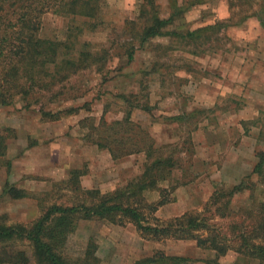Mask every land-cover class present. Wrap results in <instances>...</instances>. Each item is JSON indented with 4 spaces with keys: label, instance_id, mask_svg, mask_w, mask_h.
Listing matches in <instances>:
<instances>
[{
    "label": "rangeland",
    "instance_id": "374dc122",
    "mask_svg": "<svg viewBox=\"0 0 264 264\" xmlns=\"http://www.w3.org/2000/svg\"><path fill=\"white\" fill-rule=\"evenodd\" d=\"M183 1L177 0V4ZM141 2L101 0L97 17L91 21L63 17L52 12L42 16L39 37L67 43L72 46L73 53L81 50L87 54L83 59H86L88 66L71 75L62 88L59 85L49 93L37 92L27 101L16 98L12 105L0 107V130L9 128L14 132L7 140V149L13 146L12 153L19 152V147L15 145V127L20 125L25 126L29 133L25 141L27 148L35 145L48 147L50 143H56V139L77 137L79 129H82L84 139L89 132L92 133L90 138L85 139L88 146H94L93 142L106 141L108 135H111L110 140L114 138L125 143L144 139L153 143L154 148L162 147V155L170 157L175 164L167 179L159 184L167 191L162 194L163 197L170 202L176 199L175 191L187 185L200 186L203 192L214 189L213 193L231 189L229 181L234 179L231 164L240 163V167L249 173L244 180L248 189L233 196L227 206L223 205L225 199H221L216 206H207L208 200L199 211L191 210L188 213L209 218L208 224L229 240H234L241 232L263 237V232L253 233L252 230L258 217L264 216V184L259 177L250 173L258 154L264 151L263 106L258 108L255 105L260 98L250 92L247 85L241 90L240 83H237L239 88H234L229 82L233 83V78L239 72L246 76L264 73V61L258 58L264 57V53L258 52L256 45L258 39L264 40V31L255 38L238 39L229 34V28L222 29L220 35L215 36L214 44L200 48L192 44L188 46L177 38L166 37L152 39L139 48L135 36L142 25L138 19ZM168 2L155 0L159 17L167 18L170 15ZM229 2L231 9H228ZM223 5L229 17L216 19V22L231 25L245 15L258 12L264 3L263 0H207L202 5L203 9L196 6L186 17L184 15L176 20L170 29L193 30L200 15L198 9L201 15L215 12L221 18L223 11L219 10L223 9ZM130 52L132 61L127 58ZM241 58H256L258 62L251 60L246 63L245 59V63L240 65ZM97 59L96 65H90ZM97 68H100V73L96 71ZM229 76L230 81L227 80ZM132 106H145L148 110L131 109ZM253 107H257V110H250ZM69 109L76 111L69 115L60 113L56 121L43 118L40 113L54 114ZM127 113L130 114L128 122L124 119ZM63 119H73L77 125L64 127L66 133L62 137H51L52 133L61 132L60 128L50 132L47 126ZM114 122L119 124L111 128L110 124ZM149 122L153 123L150 130L146 126ZM39 125H47L46 130L42 129L45 140H38L33 134ZM164 133L172 134L173 138L164 141L161 136ZM70 142L72 148L77 146L75 141ZM237 151H240L239 155ZM125 157L119 158L116 163L126 164ZM8 158V151L0 158V186L5 182L3 173L10 169L11 161ZM73 160V164L79 165V159ZM144 162L136 160L135 172L126 175L124 182L116 188L137 177L142 172ZM86 167L83 164L81 169H68L60 181L29 176L19 184L6 183L3 190L13 188L24 192L26 197L11 199L5 192L0 194V223L29 226L52 204L71 206L81 202L83 195L66 182L70 179V171L78 170L82 176ZM107 171L103 172L105 178L110 175ZM81 176L78 178L79 187L86 190L81 185ZM98 191L101 194L112 192L107 189ZM144 197L147 204L159 200L156 192L148 191ZM143 212L149 216L148 210ZM198 234L204 238L207 236L206 232ZM89 241L96 245L95 255L99 264H133L157 250L193 261L214 257L213 252L197 248L192 240L179 243L173 239H145L127 220L119 225L96 219L77 222L75 231L68 238L66 254L71 258L81 256ZM230 246L236 245L230 243ZM23 249L27 252L29 264H35L30 248L24 245ZM218 261L220 264H257L254 260L239 258L234 250H229Z\"/></svg>",
    "mask_w": 264,
    "mask_h": 264
},
{
    "label": "trees",
    "instance_id": "16d2710c",
    "mask_svg": "<svg viewBox=\"0 0 264 264\" xmlns=\"http://www.w3.org/2000/svg\"><path fill=\"white\" fill-rule=\"evenodd\" d=\"M206 2L207 0H184L178 5L177 0H169L171 13L167 18H161L155 0H142L138 17L142 25L135 36L138 39V47H143L152 39L166 37L177 38L188 46L192 44L200 48L214 44L215 36L220 35L222 29L238 26L248 18L255 17L261 26H264V5H261L258 12L245 15L231 25L227 22H215L195 30L177 27L170 29L187 11ZM101 5V0H0V107L12 105L16 98L27 101L37 92L49 93L59 85L62 88L71 75L87 68L86 59H83L87 54L81 50L73 53L72 46L67 43L39 37L41 19L44 14L52 12L63 17L91 21L97 17ZM228 6L231 9L230 2ZM127 58L132 61L131 52ZM97 63L98 59L90 65ZM96 71L99 72L100 68ZM133 108L148 110L145 106H132L131 109ZM75 111L69 109L54 114L44 111L40 113L43 118L56 121L60 113L69 115ZM129 115L127 113L124 118L127 122ZM118 124L114 122L110 125L112 128ZM13 133L9 128L0 130V158L5 156L7 140ZM91 136L92 133L89 132L85 139ZM110 136L108 135L104 142L93 144L99 149L107 150L113 161L123 156L144 153L142 172L124 186L101 194L94 189L81 190L78 184L81 172L70 171V179L66 183L83 195L82 201L71 206L52 204L29 226H7L0 223V264H29L24 245L30 248L35 264H99L95 255L96 245L92 241L87 243L81 256L71 258L66 254L68 238L75 231L77 222L93 219L119 225L123 220H127L145 239L192 240L197 248L214 253L211 259L193 261L187 257L166 255L157 250L151 256L141 258L133 264H220L218 259L225 256L229 250H234L241 259L264 264V236L241 232L234 240H229L226 235L208 224L209 218H201L197 213H186L168 221L156 219L153 214L157 208L170 202L163 197L162 194L167 191L159 184L167 179L174 168L173 160L162 155V147L154 148L153 143L144 139L125 143L114 138L110 140ZM252 174L259 177L264 184V152L258 154ZM247 178L248 176L231 189L214 192L206 205L216 206L221 199H225L223 205L227 206L233 196L248 189V184L244 181ZM148 191L159 194V200L154 204L144 202V193ZM3 192L11 199L26 197L24 192L13 188L7 191L4 189ZM143 210H148L149 216L144 214ZM252 231L264 233V216L258 217ZM201 232H206L207 236H200L198 233ZM228 242L235 243L236 246L231 247Z\"/></svg>",
    "mask_w": 264,
    "mask_h": 264
},
{
    "label": "crops",
    "instance_id": "0c3cea01",
    "mask_svg": "<svg viewBox=\"0 0 264 264\" xmlns=\"http://www.w3.org/2000/svg\"><path fill=\"white\" fill-rule=\"evenodd\" d=\"M193 9L196 8L193 7L189 11H187L185 13V17L187 14H190ZM199 9H203V6H199ZM199 9L197 10L200 14L199 19L196 20L197 25L195 26V28H192L193 30L204 27L206 25L213 24L217 21L216 19L221 20L229 17V12L227 11V9H225L224 5L223 9L219 10L221 12L223 11L222 14H220L221 18H218V15H216L215 12L213 14L201 15V10ZM228 28L229 34L231 36H236L237 38L239 37L245 39L261 36V34L263 33L262 31H264V26H261L260 22L257 19L252 18H248L238 26H229ZM258 41V44H256L257 51L260 53H264V40L262 41L258 39ZM251 43L254 44V42H250V44ZM258 58L264 61V57L259 56ZM245 59H240V65L245 63ZM251 60L253 62L257 61L256 58H247L246 63L250 62ZM227 80H231L230 76L227 78ZM233 81V83L229 82V84L234 88H239L237 83H240L242 85V88H240L241 90L244 86L247 85L249 91L254 93L257 98L261 99H257L255 105L259 106L258 108L263 106L262 109L264 111V73H253L249 76H246L243 72H239V74L236 73V76L233 78ZM250 110L256 111L257 107L250 108ZM248 111L249 109L246 110V112ZM137 116L138 111L135 112V118ZM76 123L77 122H74L73 119H63L61 121L51 124L50 126H47L49 124L44 126L39 125L38 129L34 131L33 134L38 140H45L44 134L42 133V129L46 130L45 127L47 126L48 128L50 127V132H53V129L56 130L60 128L61 132L57 131L55 134L52 133L51 137H62L66 133V129H64V127H68V125L75 126L77 125ZM146 126L150 130L151 126H153V123L149 122L146 124ZM15 129L17 133L15 145H17L16 147H19V152L12 153V150L14 149L13 146H9L7 149L9 157L8 159H10L11 161L10 169L6 173H3L5 182L4 184L2 183V185L0 186V194L3 193V187L6 183L19 184L21 183V180L26 179L29 176L43 178L45 180L53 179L55 181H60L65 176L68 169H81L83 164H86L87 166L85 172L81 176V185L84 189H94L100 191L107 189L109 191H112L124 182L126 175L130 174V172H135V166L137 165L136 160H138L139 163L145 161V154L138 153L125 157L124 160L127 161L126 164L125 162L121 164L116 163V161H113L111 155L108 152L99 149L95 145L88 146L85 143L86 140L83 138L82 129H79V134L77 135V137H62L60 139H56V143H50L48 147L46 145H35L31 148H27L25 142L27 140V136L29 135V133H27L26 127H21L20 125L18 127H15ZM153 129L156 128L153 127ZM161 136L164 137V141H166L167 139V142L168 140H171V138H173L172 134L168 135L164 133V135L161 134ZM255 136L258 137L257 134ZM71 140L75 141V143H77V146L72 148L70 142ZM239 153L240 151H237V155H239ZM57 156L58 159L56 158ZM76 158L79 159V165L76 163L77 161L75 162L76 164H73V159ZM256 162L254 161V165L256 164ZM106 169L108 170L107 172H109L110 174L107 178L103 176V172ZM230 170L231 174L234 177V179H232L233 181H229V185H231L232 187L239 184L245 177L249 175V173H247L246 171H244L243 168L240 167V163H232ZM251 172L252 170L250 171V173ZM213 190L214 189H209V191L207 190V192H203L201 187L196 185H187L185 187L178 188L175 191L176 199L174 201H171L170 203L168 202L158 207L153 216L160 221H164L180 217L191 210L199 211L201 206L209 200L213 193ZM31 201L32 203H35L34 200ZM177 242L182 243L184 242V240H177Z\"/></svg>",
    "mask_w": 264,
    "mask_h": 264
}]
</instances>
